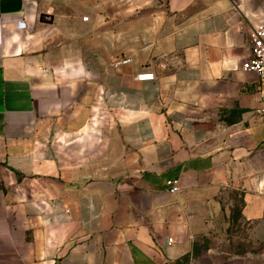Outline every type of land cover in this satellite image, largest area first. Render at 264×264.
I'll use <instances>...</instances> for the list:
<instances>
[{
    "label": "crops",
    "instance_id": "0c3cea01",
    "mask_svg": "<svg viewBox=\"0 0 264 264\" xmlns=\"http://www.w3.org/2000/svg\"><path fill=\"white\" fill-rule=\"evenodd\" d=\"M262 21L264 0H0V264H264Z\"/></svg>",
    "mask_w": 264,
    "mask_h": 264
},
{
    "label": "built area",
    "instance_id": "2783aa9c",
    "mask_svg": "<svg viewBox=\"0 0 264 264\" xmlns=\"http://www.w3.org/2000/svg\"><path fill=\"white\" fill-rule=\"evenodd\" d=\"M233 9L239 10L243 0H230ZM88 19L83 18L86 22ZM250 35V54L248 60L242 63V70L255 73L259 79V107L256 109V115L264 117V21L255 26ZM130 59H123L114 63V66L127 64ZM138 81H152V73H143L136 77ZM167 189L169 193H176L178 187L176 182H168Z\"/></svg>",
    "mask_w": 264,
    "mask_h": 264
},
{
    "label": "rangeland",
    "instance_id": "374dc122",
    "mask_svg": "<svg viewBox=\"0 0 264 264\" xmlns=\"http://www.w3.org/2000/svg\"><path fill=\"white\" fill-rule=\"evenodd\" d=\"M230 233H236L237 236H239V238L236 241H234L230 244L234 251L243 252V251H250L251 250L250 246H248V244L242 240L243 230L241 228H239L237 230L232 228L230 230ZM210 246H214V247L218 246L219 247L220 243L214 242V241H203L202 243H200L199 250L197 252L200 253L201 251H203V249H205L206 247H210ZM225 249H228L227 245H226Z\"/></svg>",
    "mask_w": 264,
    "mask_h": 264
}]
</instances>
